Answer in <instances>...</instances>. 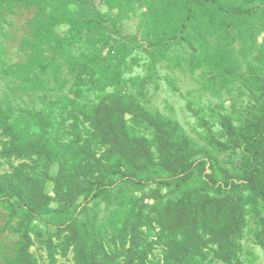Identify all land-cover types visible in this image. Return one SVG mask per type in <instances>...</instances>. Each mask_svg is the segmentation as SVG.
I'll list each match as a JSON object with an SVG mask.
<instances>
[{
	"label": "trees",
	"instance_id": "1",
	"mask_svg": "<svg viewBox=\"0 0 264 264\" xmlns=\"http://www.w3.org/2000/svg\"><path fill=\"white\" fill-rule=\"evenodd\" d=\"M166 1L172 7L168 12L175 35L161 32L146 36V50L155 61L164 57L172 39L189 46L203 44L198 32L205 25L210 31L219 22L231 25L229 22L245 18L264 26V0ZM61 22L71 26L64 38L54 33ZM92 25L91 20L59 16H52L48 24V33L55 35V50L71 65L73 92L79 97L87 85L94 89L119 87L123 79L121 62L112 54L103 56L97 48L86 51L79 60L72 56V49L82 43L83 33L92 32ZM98 32L105 39L104 32ZM92 35L98 37L93 32ZM106 43L109 45V41ZM119 47L118 54L124 50V46ZM37 57L41 54L37 53ZM255 99V111L242 126L237 127L227 115L221 118L226 142L213 139L217 150L240 151L242 161L237 174L229 172L211 150L196 149L190 140L183 141L178 122L149 112L132 95L114 90L83 109L82 120L72 118V161L62 162L58 175L51 177L53 158L59 156L51 140L52 125L47 115L41 110L34 114L38 123L33 137L26 139L20 133L22 127L11 120L10 111L0 106V133L9 139L1 155L25 160L11 173L0 174V204L11 219H18L14 230L20 236L17 254L8 264H39L31 253V227L53 200L45 191L47 179L54 183L55 196L71 207L82 194L95 190L104 193L117 181L144 185L164 174L174 179L162 177L159 184L165 185L168 192L178 191L180 197L159 203L150 212L143 200L134 208L126 209L123 203L126 215L109 226L94 220L78 227L69 222L73 213L55 210L53 216H63L59 225L64 228L59 231V245L52 237L42 240L50 263L57 262L59 249L64 256L73 249V264H147L153 250L160 246L164 258L152 264H202L212 246L217 245L212 250L216 259L243 264L239 241L247 227L248 207H264V92ZM43 158L47 160L39 162ZM69 161L73 163L71 169L66 166ZM154 194L156 197L158 192ZM20 211L24 214L19 217ZM261 225L264 232V217Z\"/></svg>",
	"mask_w": 264,
	"mask_h": 264
},
{
	"label": "rangeland",
	"instance_id": "2",
	"mask_svg": "<svg viewBox=\"0 0 264 264\" xmlns=\"http://www.w3.org/2000/svg\"><path fill=\"white\" fill-rule=\"evenodd\" d=\"M171 8L166 0L165 3L161 0H45L40 4L33 0H0V106L10 111L11 120L22 127L20 133L23 132L26 139L33 137L38 123L34 114L41 110L47 115L52 125L51 140L59 156L53 158L51 177L58 175L62 162L73 158L72 118L82 120L83 109L100 102L105 94L114 90L132 95L149 112L178 122L183 141L190 140L196 149L211 150L229 172L238 173L242 161L240 151L217 150L213 139L226 142L221 118L227 115L237 127L242 126L255 111V96L264 92V53L261 54L264 26L245 18L229 22L231 25L219 22L210 31L205 25L201 28L203 31L198 32L205 41L203 44L189 46L172 39L164 57L155 61L146 50V36L161 32L175 35L168 12ZM52 16L91 20L93 33L98 36V31L104 32L105 39H101L85 31L82 43L72 49V56L79 60L86 51L97 48L103 56L112 54L122 66L123 79L119 87L94 89L87 85L85 93L76 96L71 65L59 56L53 42L55 35L47 31ZM70 28L68 23L61 22L54 33L64 38ZM118 46H124L119 54ZM37 53L41 54L40 58ZM8 140L0 133V174L11 173L25 161L2 157ZM71 161L66 164L68 169L72 168ZM162 177L174 179L164 174L144 185L117 181L104 193L95 190L82 194L71 207L55 196L54 183L47 179L45 191L53 200L46 213L32 224L31 253L39 264H51L42 240L52 237L56 244L61 243L58 235L64 228L59 225L63 216L57 213L53 216L55 210L73 213L69 222L78 227L94 220L109 226L123 217V203L126 209L127 206L134 208L143 200L148 212L159 203L166 204L178 191L168 192L165 185L159 184ZM155 191L158 192L156 197ZM23 214L20 211L19 217ZM263 217L264 207H248L247 227L239 241V258L243 264H264ZM17 223L18 219H11L8 210L0 204V264H8L17 254L20 240L14 230ZM111 236L112 231L107 236V246ZM216 248L217 245L212 246L202 264H226L214 257L212 250ZM62 252L59 249L55 264H73L74 250L67 256ZM163 258L164 250L157 246L147 264Z\"/></svg>",
	"mask_w": 264,
	"mask_h": 264
}]
</instances>
